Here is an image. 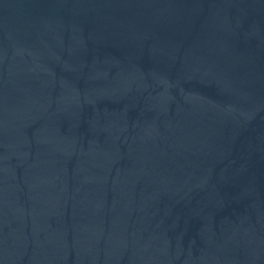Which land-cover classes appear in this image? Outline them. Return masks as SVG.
<instances>
[{
    "label": "water",
    "instance_id": "water-1",
    "mask_svg": "<svg viewBox=\"0 0 264 264\" xmlns=\"http://www.w3.org/2000/svg\"><path fill=\"white\" fill-rule=\"evenodd\" d=\"M0 264H264V0H0Z\"/></svg>",
    "mask_w": 264,
    "mask_h": 264
}]
</instances>
